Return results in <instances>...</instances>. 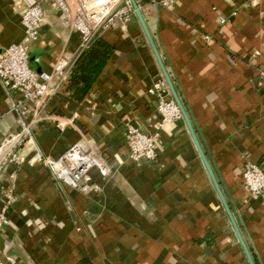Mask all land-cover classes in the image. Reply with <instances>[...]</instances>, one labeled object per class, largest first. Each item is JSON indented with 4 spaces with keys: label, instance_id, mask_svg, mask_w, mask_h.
<instances>
[{
    "label": "crops",
    "instance_id": "1",
    "mask_svg": "<svg viewBox=\"0 0 264 264\" xmlns=\"http://www.w3.org/2000/svg\"><path fill=\"white\" fill-rule=\"evenodd\" d=\"M136 1L254 262L264 264V199L243 184L247 163L264 168V0ZM44 7L30 66L47 80L53 63L71 56L80 38L63 27L56 9ZM22 11L15 0H0V54L23 39ZM100 38L114 52L89 93L77 100L68 81L52 75L58 87L27 114L34 145L21 149L28 158L36 150L57 158L74 143L91 142L114 176L95 171L102 189L85 195L40 162L8 165L0 175V209L9 203L0 259L250 264L184 117L162 129L155 160L129 157L127 124L154 131L160 115L150 88L164 77L135 13L126 27L105 28ZM19 97L0 84V143L22 129L12 108Z\"/></svg>",
    "mask_w": 264,
    "mask_h": 264
},
{
    "label": "built area",
    "instance_id": "2",
    "mask_svg": "<svg viewBox=\"0 0 264 264\" xmlns=\"http://www.w3.org/2000/svg\"><path fill=\"white\" fill-rule=\"evenodd\" d=\"M170 2L163 1L165 5ZM15 3L23 7L24 35L21 42L7 46L0 54V84L7 91L20 95L12 108L21 116L22 129L7 135L0 143V175L12 163L33 166L40 162L51 170L57 181L85 195L99 192L102 187L94 180L93 173L97 171L104 179L112 178L114 173L94 143L89 142L86 146L74 143L57 158L43 155L38 150L28 158L21 148L26 142L34 145L27 114L31 105H45L58 87L51 84V76L57 77L59 83H66L77 58L100 38L102 30L118 24L126 27L135 13L131 0H15ZM45 5L56 9L63 27L70 33H77L80 38L79 46L71 56L59 57L53 63L50 80L41 78L30 66V48L40 38L46 19ZM150 93L157 101L160 115L154 124V131L144 133L134 122L126 127L129 157L136 163L155 160L162 129L183 117L164 77L153 80ZM243 184L252 195L264 199V168L256 163H247L243 169ZM11 192L8 189L5 194L8 201L13 198ZM8 209L9 203L0 209V233L8 222ZM0 264L6 263L0 259Z\"/></svg>",
    "mask_w": 264,
    "mask_h": 264
},
{
    "label": "water",
    "instance_id": "3",
    "mask_svg": "<svg viewBox=\"0 0 264 264\" xmlns=\"http://www.w3.org/2000/svg\"><path fill=\"white\" fill-rule=\"evenodd\" d=\"M131 3L133 5L135 15H136L139 23L141 24V26H142V28H143V30H144L147 38H148L149 43L152 46V49L155 52V55H156V57L158 59V62L160 64V67L162 69L164 77L167 80V83L169 85V88H170L173 96H174V99H175L176 103L178 104V106H179V108H180V110L182 112V115H183V117H184V119L186 121L188 130H189V132H190V134H191V136H192V138H193V140L195 142L197 150H198V152H199V154L201 156V159H202V161H203V163H204V165H205V167H206V169H207V171L209 173V176H210V178H211V180L213 182V185H214V187H215V189H216V191H217V193H218V195H219V197L221 199L223 207H224L228 217L230 218V221L232 223L233 229H234V231H235V233H236V235H237V237H238V239H239V241H240V243L242 245V248L244 249L246 257H247V259H248L250 264H255L254 259H253L252 255H251V253H250V251L248 249V246H247V244H246V242H245V240H244V238L242 236L240 228H239V226H238V224L236 222L234 214H233V212H232V210H231V208L229 206V203H228V201H227V199H226V197H225V195H224V193H223V191L221 189V186H220V184H219V182H218V180H217V178H216V176H215V174L213 172V169H212V167L210 165V162L208 161V158H207L205 152L203 151V149H202V147L200 145V142H199V140L197 138V135H196V132H195V130L193 128L191 120H190L186 110L184 109V107H183V105H182V103H181V101H180V99H179V97H178V95L176 93V90L174 88L173 82H172V80H171V78H170V76H169V74H168V72L166 70V67H165V65H164V63H163V61L161 59V56H160V54L158 52V49H157V47L155 45L153 37H152V35H151V33H150L149 29H148V26H147L146 21L144 19L142 10H141V8L138 5L136 0H131Z\"/></svg>",
    "mask_w": 264,
    "mask_h": 264
},
{
    "label": "trees",
    "instance_id": "4",
    "mask_svg": "<svg viewBox=\"0 0 264 264\" xmlns=\"http://www.w3.org/2000/svg\"><path fill=\"white\" fill-rule=\"evenodd\" d=\"M113 52L111 45L98 38L77 58L68 80L77 100L83 99L89 93Z\"/></svg>",
    "mask_w": 264,
    "mask_h": 264
}]
</instances>
